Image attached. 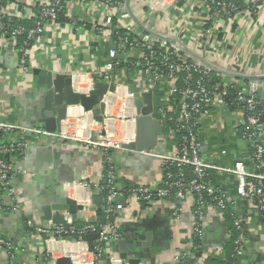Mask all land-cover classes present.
I'll return each instance as SVG.
<instances>
[{
	"label": "crops",
	"instance_id": "0c3cea01",
	"mask_svg": "<svg viewBox=\"0 0 264 264\" xmlns=\"http://www.w3.org/2000/svg\"><path fill=\"white\" fill-rule=\"evenodd\" d=\"M40 1L46 0H11L13 3H24L28 6ZM129 1V8L125 5V9L119 13L124 17L123 22L136 24L134 21H137L143 27H135L137 31L153 28L165 32L169 25L181 26L185 32L181 35L184 46L200 56L197 45V26L202 16L199 0ZM152 1L160 5L156 7L154 16L150 15L149 10ZM239 1L250 5L249 8L229 18L220 16L215 19L216 50L206 52L204 57L224 72L225 78L233 84L235 90L252 87L256 94L264 96V0ZM65 12L66 17L57 24L46 26L42 38L33 46L29 57L30 71L26 74L17 68L18 57L12 40L0 37V121L24 125L35 123L34 110L39 102L36 96L37 86L32 79L33 68L72 74L74 78L81 77L84 82L79 83L78 88L86 92L94 80L95 72L101 71L109 62V49L113 45L114 36L109 27L99 28L106 14L104 8L95 2H69ZM13 22L14 19L11 20V23ZM95 24L99 25V29L94 28ZM135 56L136 58L130 59L134 62L129 67L121 66L114 70L118 83L138 88L140 92L151 90L153 113L156 118L159 119L158 108L168 103L167 101H170L168 105L174 104L177 117L179 106L173 102L170 80L162 77L151 87V83L135 63L139 60V54ZM105 102V116L111 119L109 129L115 131L123 144L131 139L133 132L132 109L124 98V91L120 89L116 95L109 94ZM77 110L75 113H69L62 124V131L67 137L58 139L62 156L57 164L59 177L75 178L72 185L74 187L68 190V196L77 199L84 206L83 211L79 213L80 219L74 226L78 223L83 225L84 220L101 219L95 202L101 194L92 189L91 184L98 181L104 171L103 151L86 142L88 135L91 132L97 135L101 126L95 123L90 115L82 113L78 108ZM241 120L242 115L233 112L230 107L216 105L211 109L209 115L202 119L198 131L205 160L226 167L243 161L249 169H254L249 162L248 144L241 138ZM161 123L162 136L150 153L124 148L109 150L121 187L160 186L163 177L162 160L156 155H171L177 152V143L170 134L167 123ZM32 140V147L27 150L24 158V164L30 174L26 178L20 177L19 200L24 205L23 211L28 220L39 225L41 220L38 216L37 200L44 186L36 184L37 176L33 174L36 162V148L33 145L42 143V139L35 136ZM42 165L45 169L51 167L47 163ZM208 179L227 192L228 205H231L232 210L245 216L244 233L248 254L240 259L233 258V246L227 233L231 230L233 214L228 208L220 210L211 206L205 213L203 236H206V240L204 241L203 237L201 239L202 259L197 260L195 264H204L206 260L224 256L228 260L238 261L239 264H264V210H260L254 201L245 200L238 194L236 181L231 175L210 172ZM82 183L90 184V189L82 187ZM120 196L124 197V203L122 210L115 217V223L121 233L119 245L122 249L129 248L128 259H138V264H173L174 257L179 254L192 255L191 248L196 241L193 233L192 196L188 195L178 203L181 212L176 221L172 220L171 215L176 205L174 200L155 199L148 204H140L127 193ZM22 214L24 213L15 216L0 215V236L19 237V229L24 234L21 241L19 238L17 240L22 245L24 243L28 249L17 254L16 264H46L48 252L52 253L51 261L63 255H70L75 260L74 264H88L83 255V244L73 243L72 239L67 237L66 241L50 239L45 242L44 235L36 234L29 226L27 230L23 229ZM147 235V247L138 246L137 238L145 239ZM107 253L117 256L113 249H109ZM104 258L99 259L98 264H104ZM0 264H9L3 251H0Z\"/></svg>",
	"mask_w": 264,
	"mask_h": 264
},
{
	"label": "built area",
	"instance_id": "2783aa9c",
	"mask_svg": "<svg viewBox=\"0 0 264 264\" xmlns=\"http://www.w3.org/2000/svg\"><path fill=\"white\" fill-rule=\"evenodd\" d=\"M199 1L201 2L199 9L202 16L197 26L199 27L197 45L200 56L206 59L204 57L206 52L216 50L215 19L220 16L229 18L232 13L237 15L245 10H241L231 0ZM69 2L100 4L106 14L102 25L95 24L94 28L109 27L114 36L113 45L109 49L110 60L101 71L95 72L94 80L86 92L96 81L114 82L117 87L114 95L118 93L119 89L124 91V98L132 109L131 124L134 125L133 101L138 97V94L128 90L127 85L119 84L114 76V70L121 66L129 67V64L132 63L130 59L136 58L135 55L139 54L137 58L140 62L137 61V63L143 75L151 83V87H154L162 77L171 82L170 93L173 102L179 106V114L177 117L175 116L174 104L168 105L170 101H167L168 103H164L158 108V116L160 121L167 123L169 132L177 143V152L171 155H156L162 160L163 177L160 186L152 188L133 185L123 193L116 168L109 154V150L122 149V143L115 131L109 129V120L111 119L105 116L104 121L99 123L101 128L95 135V140L91 139V135L86 138V142L99 147L104 154L103 166L106 169L100 179L91 184L92 189L100 193L106 192L103 195L101 207L105 216L104 221L84 220L80 227L72 225L66 230L61 226L35 225L28 220L29 227L36 234L49 237L45 242L50 239L66 241L65 234L69 233L77 235V240H80L82 244L85 235L96 234L94 252L91 255L93 261L98 263V260L104 257V252H107L110 246L120 239L115 217L123 208V205L118 202L122 193L131 195L140 204H148L155 199L176 201L171 214L173 221L178 220L181 212L178 203L190 195L194 203L193 233L195 239L201 242L204 235L206 211L211 206L223 210L229 200L227 192L215 186L208 179L210 172L234 177L238 194L245 200L254 201L257 207L263 211L264 96L256 94L252 87L236 90L235 94L230 96L229 90L234 86L225 78V75L206 67L182 52L181 46L185 44L181 35L185 32L181 26L169 25L167 29L165 28V32L153 28H148L149 32L137 31L135 27L140 28L137 24L123 22L124 17L119 14L125 9V0H46L33 6L13 3L11 0H0V37H7L14 43L18 57V70L24 74L30 71L29 57L33 46L42 38L47 25L57 24L60 18L66 17L65 7ZM151 4V7L149 6L150 15L154 16L156 7L160 5L155 1H152ZM13 19L14 22L11 23ZM157 35L165 36L175 42L162 40ZM212 66L221 70L214 64ZM80 78H75L78 80L77 88L79 83L84 82ZM216 105L230 107L233 112L242 115L241 138L248 144L249 162L253 166V170L249 169L243 161H237L233 166L226 167L208 162L202 156L198 131L202 119L206 118ZM35 136L40 137L42 143L52 138L67 137L62 130L59 134L49 133L38 126L0 121V215L15 216L17 212L24 213V205L19 200L20 177L26 178L30 174L24 164V158L27 150L32 147V138ZM133 137L134 126L131 139L126 142L133 140ZM89 185L82 183V187L87 190L90 189ZM244 218L243 214L233 215L231 230L227 232L233 246V257L237 259L248 254ZM77 240L74 243H80ZM23 250V247L10 237L0 236V251L6 254L9 264H16V256ZM198 250L202 254V243L194 244L191 248V252ZM185 256L186 254L175 256L173 264H183ZM116 259L115 256L111 258L112 261ZM217 259L224 264H239L238 261L226 262L225 256L217 257ZM46 264H51V261L46 259Z\"/></svg>",
	"mask_w": 264,
	"mask_h": 264
},
{
	"label": "water",
	"instance_id": "95a60500",
	"mask_svg": "<svg viewBox=\"0 0 264 264\" xmlns=\"http://www.w3.org/2000/svg\"><path fill=\"white\" fill-rule=\"evenodd\" d=\"M129 3V0H125V5L128 8ZM135 22L143 29L142 25L138 24L137 21ZM145 32H149L148 29H145ZM157 37L171 43L175 42L162 35H157ZM181 50L206 67H210L212 70L225 75L222 70L215 69L205 58L194 54L188 47L182 45ZM32 79L37 86L36 96L39 104L34 110L35 123L30 125L38 126V128L45 129L49 133L57 134L61 132L62 124L67 119L69 113H75L78 111L77 108L82 113L90 115L95 123L101 124L106 114V98L109 94H114L117 88L114 82L96 81L88 92L81 91L76 86L78 80L71 74L53 72L44 68H33ZM128 90L138 94V97L133 101L134 137L130 142L123 143L122 148L150 153L156 148L159 138L162 136V123L153 113V92L151 90L140 92L138 88H134L133 86H129ZM90 135L91 139L95 140L94 132H91ZM33 147L36 148V162L33 174L37 176L35 180L36 184L44 186L43 190L40 191L39 200H37L39 204L38 216L41 220L39 225L46 226L48 223L51 226H61L68 230L80 219L79 213L84 208L83 204L78 202L77 199L68 196V190L74 187L72 185L75 178L74 176H69L68 178L59 177L57 164L62 156V152L58 139L47 140L40 144L35 143ZM43 163L50 164L51 167L45 169L43 168ZM103 194H106V192ZM102 201L103 195L95 200L99 212L101 211ZM118 202L123 204L124 197L120 196ZM21 218L23 220V229L27 230L29 225L28 216L25 212L21 215ZM19 232V237H12L11 239L18 242L19 246H22L25 250L27 247L24 243L22 245L18 241L19 239L20 241L22 240L24 234L21 233L20 229ZM96 237V234H87L83 237L84 243L82 244L85 247V251L89 254L94 252V239ZM144 238L138 237L136 242L142 248L147 247L149 235ZM203 240H206V236H203ZM72 242L74 243L75 241L72 240ZM109 249L110 251L113 249L117 253V256H115L117 259L112 261L113 255L105 251L104 264H114L115 262H118V264H138V259L131 260L127 258L129 248L122 249L119 241L112 244ZM51 262H53L51 264H74L75 260L70 255H63ZM90 264L98 263L92 260Z\"/></svg>",
	"mask_w": 264,
	"mask_h": 264
},
{
	"label": "trees",
	"instance_id": "16d2710c",
	"mask_svg": "<svg viewBox=\"0 0 264 264\" xmlns=\"http://www.w3.org/2000/svg\"><path fill=\"white\" fill-rule=\"evenodd\" d=\"M231 1H233V3L236 5V6H238L241 10H244V9H247V8H249L248 6H250V5H248V4H243L241 1H239V0H231ZM232 15H234L233 13L231 14V15H229L230 17L232 16ZM63 19V18H62ZM61 18H60V20L59 21H61L62 20ZM139 62H140V60H138ZM130 62H134V60H130ZM131 63V64H132ZM135 63H137V62H135ZM131 64H129V66L131 65ZM138 64V63H137ZM128 66V65H127ZM215 77V76H214ZM215 80V79H214ZM213 80V82H215ZM235 92H236V90H235V88H231L230 90H229V95L230 96H233L234 94H235ZM106 168H104V170H105ZM128 187L129 186H123L121 189H122V192L123 193H125L126 191H127V189H128ZM101 195H104L103 193H100ZM226 208H228V209H230V213H232L233 215H236V213H235V211L234 210H232V208H231V205H227L226 206ZM99 218H101L98 222H103L104 221V218H105V216H104V214H103V212H102V210L99 212ZM231 223V222H230ZM76 227H80L81 225L78 223V224H76L75 225ZM231 226H232V223H231ZM120 235H121V233H120ZM65 236L67 237V239H72V240H77V238H78V236L77 235H73V234H69V233H66L65 234ZM230 242H231V240H230ZM232 243V242H231ZM195 244L196 245H200L201 244V242L200 241H198V240H196L195 241ZM202 258V254H201V251L200 250H198V251H196V252H192V255L191 256H185L184 258H183V264H195V262L197 261V260H199V259H201ZM234 258V257H233ZM217 261V262H216ZM226 262H234V259L232 260V259H227L226 258ZM204 264H224V262H221V261H219L217 258L216 259H209V260H206L205 262H204Z\"/></svg>",
	"mask_w": 264,
	"mask_h": 264
},
{
	"label": "rangeland",
	"instance_id": "374dc122",
	"mask_svg": "<svg viewBox=\"0 0 264 264\" xmlns=\"http://www.w3.org/2000/svg\"><path fill=\"white\" fill-rule=\"evenodd\" d=\"M20 212H17V214H19ZM62 238V237H61ZM60 238V239H61ZM46 239H49V237H47V236H43V240H46ZM56 239H59L58 237H56ZM78 241V240H77ZM80 241V240H79ZM78 241V242H79ZM80 243H81V241H80ZM83 255L86 257V261H88L87 263L88 264H90L91 262H92V260H93V257H92V255L91 254H89L87 251H84L83 252ZM47 259H48V261L50 262L51 261V256H52V253H50V252H48L47 253ZM61 257V256H60Z\"/></svg>",
	"mask_w": 264,
	"mask_h": 264
},
{
	"label": "bare ground",
	"instance_id": "6f19581e",
	"mask_svg": "<svg viewBox=\"0 0 264 264\" xmlns=\"http://www.w3.org/2000/svg\"><path fill=\"white\" fill-rule=\"evenodd\" d=\"M53 263V262H52Z\"/></svg>",
	"mask_w": 264,
	"mask_h": 264
}]
</instances>
